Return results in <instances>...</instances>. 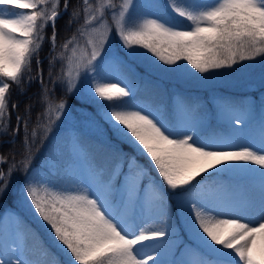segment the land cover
Masks as SVG:
<instances>
[{
    "label": "snow or ice",
    "instance_id": "6c2138e0",
    "mask_svg": "<svg viewBox=\"0 0 264 264\" xmlns=\"http://www.w3.org/2000/svg\"><path fill=\"white\" fill-rule=\"evenodd\" d=\"M59 4L60 0H0V124L4 125L0 135L7 134L10 126L9 82L18 87L23 83L49 22L54 45ZM63 5L67 11L69 0ZM77 8L69 24L83 14L84 23L77 31L87 34L86 47L79 55L75 48L70 56L61 54L66 63L55 81L51 68L57 57L50 58L51 89L44 87L42 61L37 59L45 105L37 127L43 135L33 151L38 133L33 130L29 140L26 116H17L13 137L23 123L24 150L19 161L15 153L11 160L0 153V165L8 164L6 170L0 167V196L13 173L21 172L22 195L49 228L68 264H264V101L255 133L242 131L252 121L250 110L233 109L223 134H205L195 118L174 122L137 103L125 79L103 71L106 60L124 67L119 52L109 51L113 30L126 53L142 48L165 65L179 67L186 61L202 74L264 57V0H165L164 4L79 0ZM140 8L147 10L133 15ZM74 41L75 36L63 47L68 49ZM81 78L88 80V93L99 101L105 122L149 158L159 180L138 165L137 183L133 169L125 170V163L130 165L135 157L119 156L110 167H95L91 179L82 176L78 182L57 183L30 175L36 152L67 107L63 96L54 103L50 93L59 84L65 96L74 94ZM30 111L28 106L26 115ZM225 175L243 183L233 186L215 179ZM181 229L198 242L201 255L183 258L184 248L176 243ZM0 264L34 262L14 237L0 233Z\"/></svg>",
    "mask_w": 264,
    "mask_h": 264
},
{
    "label": "trees",
    "instance_id": "16d2710c",
    "mask_svg": "<svg viewBox=\"0 0 264 264\" xmlns=\"http://www.w3.org/2000/svg\"><path fill=\"white\" fill-rule=\"evenodd\" d=\"M98 1L99 0H93L94 3ZM78 3L79 0H69L67 11L62 12L59 19L55 21L57 35L54 45L50 43L49 40L53 33L52 23L49 22L46 26L42 33L44 36L42 47L39 50L38 56L33 57L30 71H25L23 83L18 87L15 83L9 82L11 84V91L9 93L10 99L7 112L10 113V126L7 127V134L0 135V153H3L5 157H9V160H11L12 154L15 153V159L19 161L21 159L20 153L24 150L26 129L23 123L19 126V134L13 137V131L17 128L18 115L26 116V127L29 140H31V133L33 130H36L38 133V138L33 145V151L39 147V136L43 135V133L37 127V123L39 115L45 110V105L42 103L41 83L37 79L40 75V70L37 67L36 61L37 59L42 61L40 67L43 70V84L46 89H51L53 84L49 82L50 58L57 57L54 66L51 68L52 80L55 81L56 77L61 74L62 66L66 63V59H60L59 57L62 53L64 57L70 55V47L65 49L63 45L73 36H75V38L81 36L77 29L84 23L83 14L81 13L78 17H73V22L71 25L69 24L70 14L73 10L79 11V8H77ZM80 7H83V5L81 4ZM63 8V0H60L58 10L61 11ZM179 63L185 66L187 65L186 61H180ZM262 63L263 62L260 61L259 65ZM249 65L250 61H243L234 65L232 68L219 69L218 75L229 76V74L237 73L239 69L247 68ZM187 66L191 67L190 65ZM259 67L260 66H258V68ZM120 71L124 77L135 84L138 98L153 106L162 105L164 108V115L171 118L174 122L177 121L178 116L176 107L178 100L184 104L191 115L203 117L207 121V129L204 131L205 134H211L215 130L213 126L217 122V114L222 104L227 103L228 105L232 104L236 107H245L251 100L257 105H261V102L264 101V86L260 92L256 89H251V91L247 92L231 90L229 93L224 92L217 96H213L210 87L179 88V86H173L169 82L162 84L144 76H137L134 70L125 63L124 67H120ZM29 77L32 78L31 83L28 82ZM21 89H23V91ZM62 96L67 99L71 94L65 96L61 85L56 84L55 91L50 93V99L54 103H58L59 98ZM14 103L18 104L19 107L13 109L12 105ZM28 106H31V111L26 115ZM7 119L8 117H5V122H7ZM3 126V124H0V128H3ZM110 129L114 137L113 143L105 142L83 130L79 131V139L82 144L85 145L87 153L90 155L96 167H110L118 156L121 160L135 157V161L140 162L145 168L150 169L152 171V176H155L156 179L159 180L160 178L157 176L155 169L152 168L149 158L146 155L139 154L129 143L121 139L117 133L113 131L111 126ZM65 140V137L61 138L60 136L49 135L43 147H40L39 151L35 154V159L32 161L31 165V176L38 178L40 175H43L46 179H50L57 183L72 181V176L68 173V168L66 166L71 157L69 154L70 147L66 144ZM48 162L51 164L49 165ZM127 164L128 163H125V165ZM0 167L6 170L8 164L0 165ZM223 177L224 176L215 177V179L222 181L221 179ZM23 180L24 175L21 172L13 173L7 191L4 195L0 196V216L9 205L15 203V199L22 195L21 182ZM20 211L21 217L19 220V227L25 232L26 243L35 255L34 260L38 264H68L65 254L57 247V243L53 239L49 228L38 218V215L33 211L32 207L29 205L27 211L24 208H21ZM177 223H179V221H177ZM2 224L0 219V233L3 231ZM180 235L185 236V241L190 240L194 242V239L189 237L188 233L184 232L183 229H181Z\"/></svg>",
    "mask_w": 264,
    "mask_h": 264
},
{
    "label": "rangeland",
    "instance_id": "374dc122",
    "mask_svg": "<svg viewBox=\"0 0 264 264\" xmlns=\"http://www.w3.org/2000/svg\"><path fill=\"white\" fill-rule=\"evenodd\" d=\"M99 2H102V0H99L97 3ZM114 2L122 3V0H114ZM150 2L151 0H136L137 4H147ZM160 2L164 4L165 0H160ZM204 2H208V0H204ZM146 10L147 9L143 8L134 9L133 15H136L140 11ZM87 39V34L76 37L75 41L69 46L70 55L73 54V48L76 49V55H79L80 52L86 47ZM109 51L113 53L119 52L124 63L130 66L137 76H144L152 81H157L162 84L169 82L173 86H179V88L210 87L213 96H217L224 92L229 93L231 90L247 92L251 91V89H256L258 92H260L264 86V57H257L254 60H250L249 67L239 69L237 73L235 72L233 74H229V76L218 75L219 70H212L208 73L202 74L197 72L195 69H192L191 67L187 65L185 66L181 63H179V67L165 65L163 62H160L157 58L153 57L151 53H147L146 50L142 48L138 49L133 54L126 53L125 50L120 46V40L114 30L109 42ZM260 61L263 63L259 65ZM258 66L260 67L258 68ZM103 71L109 75L119 76L125 79L135 91V101L137 103H140L154 111H159L164 115V108L162 105L153 106L146 101H141V99L137 97V87L135 84L131 83L126 77H124L120 71V67L115 65L111 60H106L104 62ZM111 82L116 81L113 80ZM88 83L89 82L86 78H81L79 82V88L74 92V94H71V96L66 99V110L63 113L61 120L57 123V126L51 132L53 136L56 135L57 137L60 136L61 138L65 137L66 144H68L70 147L69 154L71 157L69 158L66 166L68 168V173L70 176H72L71 182H78L82 176H86L87 178L91 179L93 175V169L96 167V165L92 162L90 155L87 153L85 145L82 144L79 139V131L83 130L108 143H113L114 139L109 124L103 119V111L99 101L94 100L88 93ZM252 101L253 100L248 102V105L245 107H236L230 104L229 107L225 109L221 106L217 114V122L213 126L215 130L212 133L223 134L226 131V119L229 115L235 114L233 109L245 111L250 110L252 121L248 128L242 129V131H245L249 134H253L258 131L257 125L260 118L261 105H257ZM176 107L178 111L177 121L182 118H195V121L200 125L201 131L205 133L204 131L207 129V121L203 117H195L191 115V113H189L180 100L177 101ZM50 162H48L49 165L51 164ZM138 165L144 167L143 164L135 160L131 161L130 165H125L126 171L129 166L133 169L134 175L132 176V179H134L137 183H139L140 176V173L137 170ZM38 178L46 179V177L43 175H40ZM221 180L225 183H231L233 186L243 183L238 179L230 178L228 175H225ZM151 188L152 186L149 185L148 190L150 195L152 194ZM15 200V203L9 205L0 216L1 223H3L2 226L4 227V231L1 233L14 237L17 240V243H19L24 249L27 258L32 260L34 264H38L34 260V253L30 250L27 243H25L23 230L18 226L21 217L20 210L21 208H24L27 211L29 203L26 202L23 195L19 196V198ZM188 235L193 239L191 233H188ZM185 240V236L182 235L180 239L176 240V243L180 244L184 248L183 258L192 259L201 255V251L198 248V242ZM173 252H175V249H173ZM15 258L16 257H13V259ZM166 258L171 259L172 256L168 254Z\"/></svg>",
    "mask_w": 264,
    "mask_h": 264
}]
</instances>
